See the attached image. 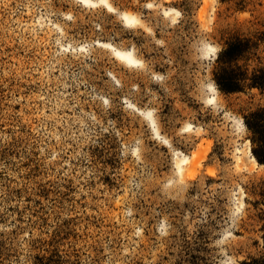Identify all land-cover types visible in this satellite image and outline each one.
Returning <instances> with one entry per match:
<instances>
[{"label":"rangeland","instance_id":"1","mask_svg":"<svg viewBox=\"0 0 264 264\" xmlns=\"http://www.w3.org/2000/svg\"><path fill=\"white\" fill-rule=\"evenodd\" d=\"M110 1L0 0V264H191L212 205L205 264H251L264 164L244 117L264 92L223 93L213 72L235 37L264 63V0Z\"/></svg>","mask_w":264,"mask_h":264},{"label":"trees","instance_id":"2","mask_svg":"<svg viewBox=\"0 0 264 264\" xmlns=\"http://www.w3.org/2000/svg\"><path fill=\"white\" fill-rule=\"evenodd\" d=\"M260 39L264 43V31L260 34ZM252 48L253 44L249 39L235 37L218 51L213 74L216 86L221 92L232 93L246 87H255L264 92V63H249L254 54ZM244 119L250 132L252 153L260 164H264V106L251 111ZM260 194L264 202V186ZM217 201L220 204L222 199L219 197ZM212 206V211L207 214L204 223L194 232V240L185 241V253L190 257L187 260L191 264H205L209 261L208 245L225 218V208ZM261 230L264 242V222ZM251 264H264V255L253 258Z\"/></svg>","mask_w":264,"mask_h":264},{"label":"bare ground","instance_id":"3","mask_svg":"<svg viewBox=\"0 0 264 264\" xmlns=\"http://www.w3.org/2000/svg\"><path fill=\"white\" fill-rule=\"evenodd\" d=\"M80 2H82L83 4L84 3H88V4H91V3H96V2H100L101 4H103L108 10H111V11H115V6L112 4V2L110 0H78ZM99 3V4H100ZM97 4V3H96ZM86 5V4H85ZM120 16L123 20V22L126 23H132V26H133V23H140L142 19H140L136 14H133V13H130V12H127V11H122L120 13ZM141 26V25H140ZM100 44V43H99ZM104 44V43H103ZM113 49H114V53L115 55L120 58L119 60L120 61H125V62H129L128 64H131V63H137L139 64L141 62L140 59H138L136 56H135V53L133 52V50L129 49V50H122V49H119L115 46H113L112 44L108 43ZM106 46V45H105ZM213 48V46H211ZM214 49V48H213ZM215 50V55H216V49ZM122 61V62H123ZM133 66V65H131ZM212 98H210L211 100ZM151 111H147V112H142L144 113V115H148V116H151V122L155 125V120H154V117H152ZM157 131V129H156ZM209 149V147H206L205 148V152H207ZM249 151H250V148H249ZM174 155L176 157H178L175 161V164H174V168L176 169L177 173L178 174H182V172L184 171V165L188 162V160L190 159V156L183 153L182 151L180 150H175L174 151ZM250 158L254 161L255 164L257 165H263V164H260L257 159L252 155L250 154ZM195 173V172H194ZM193 171H191L190 173H188V176H193L194 175Z\"/></svg>","mask_w":264,"mask_h":264}]
</instances>
